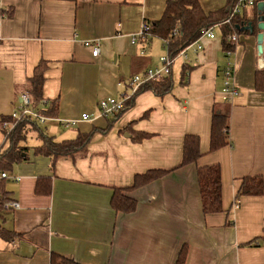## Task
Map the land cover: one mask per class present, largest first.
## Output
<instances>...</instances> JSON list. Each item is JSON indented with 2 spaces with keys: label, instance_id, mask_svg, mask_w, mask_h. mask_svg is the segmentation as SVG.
<instances>
[{
  "label": "crops",
  "instance_id": "1",
  "mask_svg": "<svg viewBox=\"0 0 264 264\" xmlns=\"http://www.w3.org/2000/svg\"><path fill=\"white\" fill-rule=\"evenodd\" d=\"M198 1L204 12L225 4ZM165 5L166 0H0V152L9 146L1 119L28 92L37 67L44 77L41 97L56 106L48 115L54 120L39 130L55 141L91 133L84 149L52 163L33 151L41 144L39 131H28L24 159L3 178L7 199L19 206L0 209V227L16 234L12 240L0 237V264H50L52 253L77 264H174L183 245L185 264H264V187L261 195L241 196L234 204L242 177L262 175L264 183V92L254 88L255 70L262 69L258 28L237 33L230 43L239 95L221 96L225 50L216 25L214 38L200 40L201 52L189 49L186 59L174 60L169 92L134 94L131 77L157 67L168 46L154 35L135 43L131 36L143 22L160 19ZM240 14L242 21L258 17L254 6ZM96 39L100 51L93 56L83 42ZM109 95H127L130 103L105 118L97 103ZM217 105L229 106L231 144L209 151ZM82 113L90 119L82 120ZM64 119L77 123L64 127ZM138 132L151 135L139 141ZM186 134L199 137L201 156L179 166ZM211 164L220 166L223 210L204 214L196 171ZM150 169L169 172L127 192L137 200L134 212L114 210L113 189L130 186L135 175ZM39 177L49 179V193L35 192ZM254 239L258 245H246Z\"/></svg>",
  "mask_w": 264,
  "mask_h": 264
},
{
  "label": "trees",
  "instance_id": "2",
  "mask_svg": "<svg viewBox=\"0 0 264 264\" xmlns=\"http://www.w3.org/2000/svg\"><path fill=\"white\" fill-rule=\"evenodd\" d=\"M238 0H225V4L217 10L204 12L198 0H166L164 12L160 19L156 21H146L149 25L148 36H157L163 40L168 39L169 55L176 54L189 43L196 40L204 28L217 26L221 33L223 50L231 49L232 45L226 41L225 37L228 33L236 30V24H240L244 19L240 13L231 16L233 7ZM259 1V0H258ZM257 3V2H256ZM256 3L254 4L256 10ZM0 12H3L0 9ZM230 18L229 23L224 22ZM253 33L257 30V18L250 21ZM176 30V35H172V31ZM237 33L246 32L248 29H237ZM169 75H164L161 78L153 81H147L141 84L135 91L136 94L140 90H151L158 96H161L170 91L172 83ZM44 81L43 71L37 67L32 77L28 79L27 91L33 101L38 102L41 97V88ZM254 88L257 91L264 92V70L256 69L254 74ZM129 100L125 101L124 108L119 112H123L129 105ZM55 105L50 104L43 110L46 115H52ZM117 113L116 115H118ZM145 115V114H144ZM9 117H3L1 120H6ZM39 131L38 137L41 144L34 147L35 154L47 156L53 163L58 157L70 156L75 152L84 149L87 145L91 133L78 135L75 139L55 141L52 137L46 136L39 129V124L30 118H23L14 128L7 133L9 146L0 152V173L9 170L12 165L24 159V153L28 151L26 144L22 143L25 140L28 131ZM151 134L138 132L137 139L149 137ZM226 144H231L229 139V106L217 105L213 106L210 127V143L209 151H215ZM201 156L199 149V137L194 134H186L183 138L182 158L179 166L195 162ZM169 170L166 169H150L142 174H137L133 178L130 186L122 188H114L110 199L111 207L117 212L129 214L135 211L137 200L128 195L127 192L135 190L145 184H148L161 176L165 175ZM197 181L199 186V194L201 200L202 212L204 214L221 212V174L218 164L198 167ZM263 177L262 175H247L242 177L236 196L235 205L238 204L241 196H259L263 193ZM35 192L49 193L50 182L47 177H39ZM6 192L4 190V180L0 177V209L4 202L7 201ZM227 224H232V220H227ZM16 234L0 227V237L5 240H12ZM257 239L249 241L246 245H258ZM186 245H183L176 257L174 264H185ZM50 264H77L73 259L52 253L50 256Z\"/></svg>",
  "mask_w": 264,
  "mask_h": 264
},
{
  "label": "built area",
  "instance_id": "3",
  "mask_svg": "<svg viewBox=\"0 0 264 264\" xmlns=\"http://www.w3.org/2000/svg\"><path fill=\"white\" fill-rule=\"evenodd\" d=\"M260 1V0H259ZM258 2V0H238L236 5L233 7V10L231 12V16L237 13H240L242 9H245L247 7H252L254 4ZM230 18H227L224 22L229 23ZM249 21H242L240 24H236V29H241L242 27L246 26ZM149 25L146 22H143L141 25L140 31L134 35L131 36V43H135L138 40L143 39L146 37L148 33ZM214 26L204 28L201 32V35L194 40L193 42L186 45L184 48L179 50L174 55H169V53H165L159 57V65L154 68H147L143 73L141 74H135L131 77L129 81V85L131 87L132 93L136 91V89L143 83L147 81H153L161 78L164 75H167L171 71V67L173 65L174 60L177 57H181L182 59H186L188 56L189 49L192 50L194 53H199L203 49V46L200 42L202 38H208L212 39L214 38L215 32H214ZM243 29V28H242ZM177 31L173 30L172 35H176ZM237 32L232 31L225 37L226 41L229 43H233L237 41ZM168 39L164 40V43L168 46ZM83 44L91 49V53L93 56H97L100 51V41L98 39L96 40H84ZM231 49H227L225 51V62L222 68V89H221V96L223 100H229L233 98L234 96L239 95V89L234 84V74H235V64L233 60L231 59L232 54ZM260 68L264 69V57H260L259 62ZM129 96H123V97H116V96H106L104 98H101L97 103L98 108V115L109 118L116 116L117 113H119L125 105L126 99H128ZM49 105V101L46 98H41L38 102H34L32 97L29 95L28 92H24L20 94L19 102L17 106L14 108V110L9 114V118L6 120H1V125L3 129L8 133L11 131L14 126L21 121L23 118H30L31 120H35L38 124L45 123L48 120H51L54 118L46 115L43 113V110L47 108ZM82 120H88L90 119V116L87 113L81 114ZM64 127L73 126L77 123V120H61L60 122ZM7 172H1L0 177L6 178ZM19 203L14 200H7L4 202L3 207L5 208H18Z\"/></svg>",
  "mask_w": 264,
  "mask_h": 264
},
{
  "label": "water",
  "instance_id": "4",
  "mask_svg": "<svg viewBox=\"0 0 264 264\" xmlns=\"http://www.w3.org/2000/svg\"><path fill=\"white\" fill-rule=\"evenodd\" d=\"M256 8L258 12V17H257V27H258V33L256 35V41H257V52L258 55L264 57V0H260L256 3ZM244 30L245 29H252V25L250 22L244 27H242Z\"/></svg>",
  "mask_w": 264,
  "mask_h": 264
},
{
  "label": "rangeland",
  "instance_id": "5",
  "mask_svg": "<svg viewBox=\"0 0 264 264\" xmlns=\"http://www.w3.org/2000/svg\"><path fill=\"white\" fill-rule=\"evenodd\" d=\"M28 141H29V142H32V140H31V139H28ZM6 142H8V141H6Z\"/></svg>",
  "mask_w": 264,
  "mask_h": 264
}]
</instances>
